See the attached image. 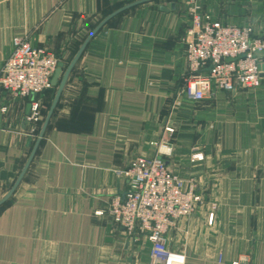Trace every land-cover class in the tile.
Here are the masks:
<instances>
[{
    "label": "crops",
    "instance_id": "crops-1",
    "mask_svg": "<svg viewBox=\"0 0 264 264\" xmlns=\"http://www.w3.org/2000/svg\"><path fill=\"white\" fill-rule=\"evenodd\" d=\"M136 2L90 39L0 205V264H150L148 234L129 236L108 208L129 189L131 161L159 148L201 196L168 231V247L187 264H262L264 78L257 90L214 88L200 102L185 89L190 7L262 33L264 0H0V73L17 36L65 64L57 86L35 97L0 84V201L72 59L103 20ZM33 100L37 121L28 119Z\"/></svg>",
    "mask_w": 264,
    "mask_h": 264
},
{
    "label": "built area",
    "instance_id": "built-area-1",
    "mask_svg": "<svg viewBox=\"0 0 264 264\" xmlns=\"http://www.w3.org/2000/svg\"><path fill=\"white\" fill-rule=\"evenodd\" d=\"M190 14L193 26L186 50L187 96L200 102L213 95L214 88L227 92L260 88L264 78V32L251 25L215 20L198 4L190 7ZM59 62L55 53L17 36L1 70L0 84L13 96L35 97L53 86ZM40 117V103L33 100L28 119L37 121ZM162 153L159 148L154 156H138L131 161L122 172L129 179V189L111 200L108 212L129 236L148 234L150 264H187L184 252L168 247L167 233L177 219L195 212L201 196L169 168Z\"/></svg>",
    "mask_w": 264,
    "mask_h": 264
},
{
    "label": "water",
    "instance_id": "water-1",
    "mask_svg": "<svg viewBox=\"0 0 264 264\" xmlns=\"http://www.w3.org/2000/svg\"><path fill=\"white\" fill-rule=\"evenodd\" d=\"M139 2H140V1H139ZM139 2L133 3V4H131V5L127 6V7H125V8H122V9L118 10L117 12L113 13L112 15L108 16L105 20H103V21H102V22L96 27V29H95V30L89 35V37L86 39V41L84 42V44L81 46V48L79 49V51L77 52V54L75 55V57L72 59V61H71L70 64L68 65V67H67V69H66V72L64 73V76H63V78H62V80H61V82H60V84H59V86H58L57 93H56V95H55V98H54V100H53L52 106H51V108H50V110H49V112H48V115H47V117H46L45 123H44L43 128H42L41 133H40V137H39V139L37 140V142H36V144H35V146H34V149H33L32 153H31V155H30V157H29V159H28V161H27V163H26V166L24 167L22 173L20 174L19 178L17 179V181L15 182L14 186L11 188V190L9 191V193L5 196V198H3V199L0 201V205L3 204L6 200H8V199L12 196V194L15 192L17 186L19 185V183H20L21 180L23 179V177H24V175H25V173H26V171H27L29 165L31 164V162H32V160H33V158H34V156H35V154H36V151H37V149H38V147H39V144H40V142H41V139H42V137H43L44 134H45V131H46V129H47V126H48V124H49V122H50V120H51V117H52L53 113H54V110H55V108H56L57 105H58V102H59V100H60V98H61V95H62L63 89H64V87H65V85H66V83H67V81H68V78H69V76H70L72 70H73L74 67L76 66L77 62L79 61L80 57L82 56L84 50L86 49L87 44H88V42L90 41V39H91L92 37H94V36L96 35V33H97V32H98V31H99V30H100V29L106 24V22L109 21L114 15H116L117 13H119V12H121V11L127 9L128 7H131V6H133V5H135V4L139 3ZM230 60H231V59H229V61H230ZM64 66H65L64 62L60 61V62H59V65H58V68H57V70L55 71L54 76H53V78H52V85H53V86H57V84H58V82H59V78H60V76H61V72H62Z\"/></svg>",
    "mask_w": 264,
    "mask_h": 264
},
{
    "label": "rangeland",
    "instance_id": "rangeland-1",
    "mask_svg": "<svg viewBox=\"0 0 264 264\" xmlns=\"http://www.w3.org/2000/svg\"><path fill=\"white\" fill-rule=\"evenodd\" d=\"M8 189H9V188H7V189H4V191H3V192L1 191V192H2V194H3V193H6V191H8Z\"/></svg>",
    "mask_w": 264,
    "mask_h": 264
},
{
    "label": "trees",
    "instance_id": "trees-1",
    "mask_svg": "<svg viewBox=\"0 0 264 264\" xmlns=\"http://www.w3.org/2000/svg\"><path fill=\"white\" fill-rule=\"evenodd\" d=\"M49 90V89H48ZM47 91V90H46Z\"/></svg>",
    "mask_w": 264,
    "mask_h": 264
}]
</instances>
